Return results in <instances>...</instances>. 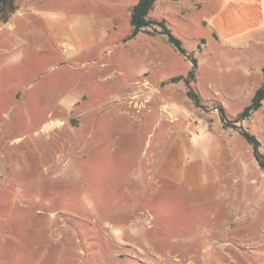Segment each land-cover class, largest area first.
I'll list each match as a JSON object with an SVG mask.
<instances>
[{
  "label": "rangeland",
  "instance_id": "rangeland-1",
  "mask_svg": "<svg viewBox=\"0 0 264 264\" xmlns=\"http://www.w3.org/2000/svg\"><path fill=\"white\" fill-rule=\"evenodd\" d=\"M91 1L0 4V264H264V170L218 109L238 121L264 67L233 92L196 80L197 106L185 82L192 63L170 44L151 72L129 48L69 62L70 45L44 51L41 10L85 34ZM200 62L203 80L209 64L226 68ZM237 125L264 154V102Z\"/></svg>",
  "mask_w": 264,
  "mask_h": 264
},
{
  "label": "crops",
  "instance_id": "crops-1",
  "mask_svg": "<svg viewBox=\"0 0 264 264\" xmlns=\"http://www.w3.org/2000/svg\"><path fill=\"white\" fill-rule=\"evenodd\" d=\"M138 1L96 0L83 3L81 11H86L88 19L90 17L92 19L88 20L91 28L85 34H81L76 23L69 21L68 18L51 19L44 12L45 7L40 15L41 41L38 44L45 45L44 51L54 54H60L63 45H70L71 58L65 57L66 62L76 59L75 55H79V59L96 53L101 57L112 56L115 49L129 48L131 60L135 63H140L142 59L147 61V71L151 72L155 66L164 65L168 42L164 36L153 35L150 29L129 38L132 32L130 10ZM149 17L165 19L178 31L185 48V40L196 44L199 63L197 85L201 82L207 83L208 91L233 92L248 88L252 83L256 85L252 82L253 78L261 77L264 67V0H159ZM127 27L126 35H122L120 29ZM199 31L203 33L202 36L192 34ZM198 41H202V44H198ZM105 45L117 47L114 49L109 47L103 51ZM238 49L242 56L233 59L232 54ZM153 55L158 56L157 61H154ZM204 56L223 59L226 68L220 72L216 70L214 64H209L211 75L203 80L202 72L199 73V65L200 59ZM243 63L245 65L249 63V66H245L246 71L241 73L237 67ZM105 65L106 63L102 64ZM46 96L48 98V94ZM83 139L85 141V138ZM161 149L162 144H157L156 150ZM158 151L156 156L161 153ZM225 248L223 246L216 250L223 251Z\"/></svg>",
  "mask_w": 264,
  "mask_h": 264
},
{
  "label": "trees",
  "instance_id": "trees-1",
  "mask_svg": "<svg viewBox=\"0 0 264 264\" xmlns=\"http://www.w3.org/2000/svg\"><path fill=\"white\" fill-rule=\"evenodd\" d=\"M12 0H0L1 3H9ZM159 0H139L137 4H135L130 12H131V26L132 32L129 38H134L140 32L150 29L152 34H158L164 36L168 42L179 54L184 56L192 63V70L188 73V77H186L185 82L189 88V97L193 100V102L198 106L200 104V98L196 92L193 91L191 84L196 82L198 76V61L196 58H192L188 53L186 48H184L183 41L177 37L172 29L171 25L165 19H153L150 18L149 15L154 8L155 3ZM170 1H179V0H170ZM178 80V79H176ZM264 102V83L262 86L256 91L255 96L253 98L252 104L247 107L244 112L240 115L238 121L246 120L251 117V115L260 109ZM219 112L221 115V119L225 125V127H231L236 129L239 134L253 147L254 157L260 167L264 170V154L260 152V141L257 137L251 134L249 131L245 130L241 125H237L238 121L232 122L229 121L225 115L224 109L219 107Z\"/></svg>",
  "mask_w": 264,
  "mask_h": 264
},
{
  "label": "bare ground",
  "instance_id": "bare-ground-1",
  "mask_svg": "<svg viewBox=\"0 0 264 264\" xmlns=\"http://www.w3.org/2000/svg\"><path fill=\"white\" fill-rule=\"evenodd\" d=\"M170 174V173H169ZM204 195V194H203ZM243 230V229H242Z\"/></svg>",
  "mask_w": 264,
  "mask_h": 264
}]
</instances>
